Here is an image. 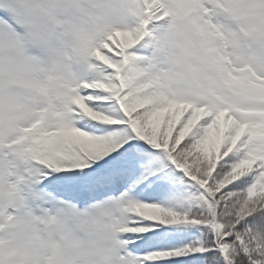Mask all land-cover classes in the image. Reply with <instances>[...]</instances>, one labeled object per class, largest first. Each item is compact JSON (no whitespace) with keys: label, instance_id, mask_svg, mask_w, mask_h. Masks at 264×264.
Returning <instances> with one entry per match:
<instances>
[{"label":"snow or ice","instance_id":"obj_1","mask_svg":"<svg viewBox=\"0 0 264 264\" xmlns=\"http://www.w3.org/2000/svg\"><path fill=\"white\" fill-rule=\"evenodd\" d=\"M59 131L30 126L0 140V186L49 210L111 199L121 205L115 264H264V0H97ZM77 0H39L17 13L0 0V71H57L58 17ZM187 27L219 72L216 103L145 98L158 37ZM38 90L46 95L45 85ZM155 101V102H153ZM184 186L187 191H181Z\"/></svg>","mask_w":264,"mask_h":264},{"label":"clouds","instance_id":"obj_2","mask_svg":"<svg viewBox=\"0 0 264 264\" xmlns=\"http://www.w3.org/2000/svg\"><path fill=\"white\" fill-rule=\"evenodd\" d=\"M17 13H25L39 0H10ZM97 0H77L80 15L68 23L58 17L55 47L61 52L59 69L45 72L24 68L17 60L16 71H0V140L16 135L18 128L30 126L33 116L42 113L43 125L59 131L77 105L73 89L91 74L81 63L90 42L81 29L93 31ZM264 35V23L256 25ZM264 54V40L256 45ZM154 55L152 81L155 87L145 98L167 96L193 103H216L209 84L219 72L208 62V53L185 26L163 32ZM45 85L46 95L38 90ZM155 102V101H153ZM8 204V191L0 186V209ZM121 205L103 199L87 205L49 210L26 203L11 213L0 211V264H115L114 239L120 235Z\"/></svg>","mask_w":264,"mask_h":264},{"label":"trees","instance_id":"obj_3","mask_svg":"<svg viewBox=\"0 0 264 264\" xmlns=\"http://www.w3.org/2000/svg\"><path fill=\"white\" fill-rule=\"evenodd\" d=\"M180 187V190L181 191H187L188 189L187 188H185L184 186H179Z\"/></svg>","mask_w":264,"mask_h":264}]
</instances>
